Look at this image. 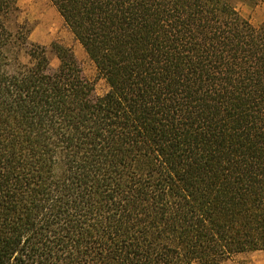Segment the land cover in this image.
Masks as SVG:
<instances>
[{
    "label": "trees",
    "instance_id": "16d2710c",
    "mask_svg": "<svg viewBox=\"0 0 264 264\" xmlns=\"http://www.w3.org/2000/svg\"><path fill=\"white\" fill-rule=\"evenodd\" d=\"M50 1L109 89L0 0V264L264 252V22L230 0Z\"/></svg>",
    "mask_w": 264,
    "mask_h": 264
},
{
    "label": "rangeland",
    "instance_id": "374dc122",
    "mask_svg": "<svg viewBox=\"0 0 264 264\" xmlns=\"http://www.w3.org/2000/svg\"><path fill=\"white\" fill-rule=\"evenodd\" d=\"M240 12L254 26L260 27L264 22V0L252 4L249 0H230ZM20 12L18 21L27 22L32 31L30 40L34 43L46 46L52 66L59 63L55 53L51 50V44L58 41L63 45L73 48L85 76L94 82L97 95L105 94L109 86L107 81L98 73L95 63L86 53L82 44L65 24L63 18L50 0H18ZM18 60L22 63L29 61L24 51L16 52ZM195 264V263H193ZM223 264H264L263 251H250L232 255Z\"/></svg>",
    "mask_w": 264,
    "mask_h": 264
}]
</instances>
